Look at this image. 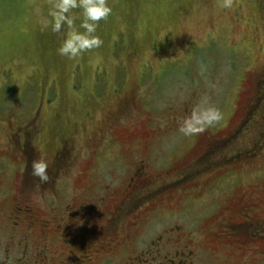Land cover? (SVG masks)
I'll use <instances>...</instances> for the list:
<instances>
[{
    "label": "rangeland",
    "instance_id": "374dc122",
    "mask_svg": "<svg viewBox=\"0 0 264 264\" xmlns=\"http://www.w3.org/2000/svg\"><path fill=\"white\" fill-rule=\"evenodd\" d=\"M221 2L107 0L112 12L95 33L102 46L68 59L58 49L69 29L52 31L51 0H0V264L19 258L7 251L10 235L24 232L16 211L24 203L51 222L67 208L103 218L140 160L165 179L202 137L232 132L241 141L228 156L254 146L249 156L168 191L131 216L123 234L131 248L133 237L148 244L178 227L166 249L194 247L195 264H264V242L240 252L219 240L233 201H255L261 216L264 208V0ZM71 15L84 31L82 9ZM209 108L223 118L202 133L179 131L194 109ZM62 152L49 185L26 165L35 155L50 168Z\"/></svg>",
    "mask_w": 264,
    "mask_h": 264
},
{
    "label": "flooded vegetation",
    "instance_id": "af4514ba",
    "mask_svg": "<svg viewBox=\"0 0 264 264\" xmlns=\"http://www.w3.org/2000/svg\"><path fill=\"white\" fill-rule=\"evenodd\" d=\"M242 123L243 121L239 125ZM260 132L264 133V125ZM239 141L238 135L234 136L233 132L219 138L202 137L188 160L175 163L164 173L170 174L165 179L161 178L163 174L154 176L146 171V160H140L124 194L113 205L109 215L103 218L99 217L103 213L99 211L98 215V210L95 209L86 214H77L67 208L63 211L65 216H61L59 212L51 222L49 219L38 218L35 208L24 203V208L16 210L19 211L17 213L20 214L21 222L25 223L24 232L10 235L7 253L16 251L18 254L19 258L14 260V264H195L194 247L177 241L179 247L173 246V251L166 249V246L172 245V239L177 236L180 228H173L171 233L151 238L148 244L142 238L133 237L131 248L126 244L124 228L131 216L140 213L168 191L194 182L207 169L249 156L248 153L254 150V146L242 147L228 156L229 146ZM261 145H264V137L258 143V146ZM62 155L63 152L53 155L46 184L53 182L55 171L59 173L63 169ZM28 159L36 161L35 155L31 159L26 156V165ZM225 160L227 163H224ZM38 186L43 187V184ZM229 208L232 209V215L220 228L222 235L219 240L224 246L233 245L240 252H250L251 246L248 244L264 242V208L261 216L260 206L245 196L233 201L227 209ZM75 215L79 217L75 218ZM73 220L78 223L72 222ZM102 220L100 229L97 223ZM19 224L14 222L13 226H17L14 227L15 230ZM260 254L263 256L264 252Z\"/></svg>",
    "mask_w": 264,
    "mask_h": 264
},
{
    "label": "clouds",
    "instance_id": "9594fccd",
    "mask_svg": "<svg viewBox=\"0 0 264 264\" xmlns=\"http://www.w3.org/2000/svg\"><path fill=\"white\" fill-rule=\"evenodd\" d=\"M222 8L232 7V0H222ZM82 9L83 22L79 25L80 31L75 26V19L71 12L73 9ZM112 9L107 5V0H51L49 16L52 17V31L60 33L62 26L67 25L69 31L58 52L61 56L68 59L80 57L87 51L100 48L103 40L96 35L99 22L106 20L111 14ZM44 27H47L49 21H42ZM219 110L209 108L204 111L194 109L189 117H186L179 128V131L186 136L202 133L206 126H211L222 119ZM48 163L43 157L32 163L33 175L40 181L47 182Z\"/></svg>",
    "mask_w": 264,
    "mask_h": 264
}]
</instances>
